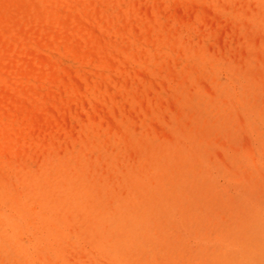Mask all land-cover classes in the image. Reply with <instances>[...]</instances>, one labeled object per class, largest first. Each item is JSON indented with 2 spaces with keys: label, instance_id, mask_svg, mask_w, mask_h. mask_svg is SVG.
Wrapping results in <instances>:
<instances>
[{
  "label": "rangeland",
  "instance_id": "1",
  "mask_svg": "<svg viewBox=\"0 0 264 264\" xmlns=\"http://www.w3.org/2000/svg\"><path fill=\"white\" fill-rule=\"evenodd\" d=\"M0 264H264V0H0Z\"/></svg>",
  "mask_w": 264,
  "mask_h": 264
},
{
  "label": "bare ground",
  "instance_id": "2",
  "mask_svg": "<svg viewBox=\"0 0 264 264\" xmlns=\"http://www.w3.org/2000/svg\"><path fill=\"white\" fill-rule=\"evenodd\" d=\"M57 17H58V16H57ZM57 17H56V18H57ZM22 66H23V65H22ZM14 214H15V213H14Z\"/></svg>",
  "mask_w": 264,
  "mask_h": 264
}]
</instances>
